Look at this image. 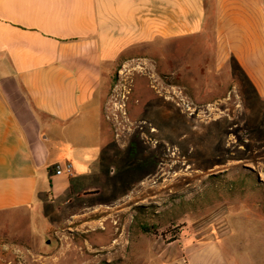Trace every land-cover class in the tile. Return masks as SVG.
<instances>
[{
  "label": "rangeland",
  "instance_id": "1",
  "mask_svg": "<svg viewBox=\"0 0 264 264\" xmlns=\"http://www.w3.org/2000/svg\"><path fill=\"white\" fill-rule=\"evenodd\" d=\"M197 48L125 50L100 126L59 131L53 168L69 163L72 177L52 173L54 198L31 216L0 218V264L15 251L27 264H264V98L197 63ZM180 91L188 115L167 100ZM99 145L101 164L84 163Z\"/></svg>",
  "mask_w": 264,
  "mask_h": 264
},
{
  "label": "crops",
  "instance_id": "2",
  "mask_svg": "<svg viewBox=\"0 0 264 264\" xmlns=\"http://www.w3.org/2000/svg\"><path fill=\"white\" fill-rule=\"evenodd\" d=\"M156 40L182 53L195 45L197 63L264 98V0H0V218L54 198L59 131L99 127L116 60ZM103 147L84 163L100 165Z\"/></svg>",
  "mask_w": 264,
  "mask_h": 264
},
{
  "label": "flooded vegetation",
  "instance_id": "3",
  "mask_svg": "<svg viewBox=\"0 0 264 264\" xmlns=\"http://www.w3.org/2000/svg\"><path fill=\"white\" fill-rule=\"evenodd\" d=\"M178 95L179 96H175V98H173V97H170V98H167V100H171L172 101V103H174V105L177 107V108H179V111L181 112V113H183V114H185V115H188L187 114V112H188V106H187V104H186V102H185V100H184V94H183V92L182 91H180L179 93H178ZM152 130H150V133H153V132H151ZM154 133H156V132H154ZM121 145V144H120ZM116 146H118L117 145V143H116ZM109 171H110V173H114V169L113 168H109ZM136 183H140V181H137Z\"/></svg>",
  "mask_w": 264,
  "mask_h": 264
},
{
  "label": "built area",
  "instance_id": "4",
  "mask_svg": "<svg viewBox=\"0 0 264 264\" xmlns=\"http://www.w3.org/2000/svg\"><path fill=\"white\" fill-rule=\"evenodd\" d=\"M53 171H54V173H55L56 176L66 175L68 177H71L72 176L73 168H72L71 164L65 163L64 166L56 165L53 168Z\"/></svg>",
  "mask_w": 264,
  "mask_h": 264
},
{
  "label": "bare ground",
  "instance_id": "5",
  "mask_svg": "<svg viewBox=\"0 0 264 264\" xmlns=\"http://www.w3.org/2000/svg\"><path fill=\"white\" fill-rule=\"evenodd\" d=\"M175 127V126H174ZM178 128V127H177ZM179 130V129H178ZM183 130V129H182ZM151 132H156V130L155 129H153L152 128V131ZM175 132V131H174ZM182 132V131H181ZM158 133V132H157ZM180 142V141H179ZM177 147V146H176ZM180 148V147H179ZM181 148H182V145H181ZM177 151H178V149H177ZM173 153V152H172ZM179 153V152H178ZM174 155V154H173ZM172 157V156H171ZM188 169H190V168H188ZM176 176V175H175ZM166 184V183H165ZM116 243V242H115ZM22 252V251H21ZM10 255H15V257H18V259H19V261H16L17 263L16 264H27V256L26 255H24V254H22V253H20V252H17V251H15L14 253L12 252ZM0 262H1V260H0ZM29 263V262H28ZM10 264H13V263H10Z\"/></svg>",
  "mask_w": 264,
  "mask_h": 264
}]
</instances>
